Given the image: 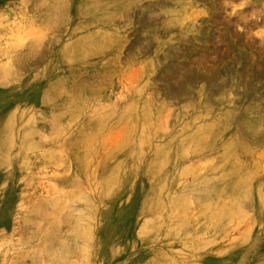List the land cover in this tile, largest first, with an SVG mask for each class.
Instances as JSON below:
<instances>
[{"label":"bare ground","instance_id":"bare-ground-1","mask_svg":"<svg viewBox=\"0 0 264 264\" xmlns=\"http://www.w3.org/2000/svg\"><path fill=\"white\" fill-rule=\"evenodd\" d=\"M118 1L119 0H65L62 4L57 3L56 5H51L52 12L49 19L56 20V24H59L62 20L66 23L68 21L73 23L72 31L69 30V36L72 40L71 43L74 42L75 46L73 48L72 46H69V48L64 47L66 58L63 60L60 58L55 59L44 69L41 77L49 76V78L53 80L58 79L57 85L54 84L56 87H59L57 91H62L64 88L66 91V87L69 86V91H71L73 96L77 91V94H79L76 95L73 100H71L72 98L66 100L67 104L64 107L65 110L53 112V117L45 118L43 124L38 123L36 119L32 118L25 121L32 110L40 109L37 112L38 115L45 113L44 109L46 104L55 102L53 97L55 92L50 89H44L43 85L45 84H43V82H38L39 79L36 80L32 86L30 94L32 100H30L31 103L29 102L28 105L25 104V106L22 107L19 103L20 105L18 104V107L8 109L11 107L8 105L10 103L0 104V185L5 182V185L10 187L11 190L14 192L22 190V196L27 197L32 190L36 189L35 185H33L35 182L33 183V180L29 181L30 178L28 180L27 177L31 175L32 179L34 178L35 180L37 177L44 178L49 176V174L41 169V164L46 162L49 163L53 161V158H57L68 165L67 171L60 176L57 174L52 175L54 181L52 182L50 181L51 179H49L48 182H52V185L55 184V188L61 192L72 188L74 193L72 190H68V197L70 192H72L73 195L75 194V196L81 197V194L77 191H89V196L86 199H84L85 196L77 199L78 197L76 198L72 195L78 200V205L80 206L77 210V215H74V217H78L77 219H79V222H81L82 225H87L88 228V230H86V228V232H83L81 235H79V232V237L82 236L86 242H91L94 238L95 231H97V229L94 231V227L98 221L97 213L95 212L97 204H104L106 206V204L109 203V206L107 205V210L101 213V222H103V225L99 232L97 231L100 239L97 255L98 259L102 262L105 260H113L122 252L125 253L128 250L137 249V245L140 242L142 244L152 242V239H154L153 233L156 232L160 220L164 219L165 212L172 206L177 205L178 207V203L179 205L181 203L184 204L183 206L185 208H189V210L179 206L182 213L179 217H176L175 227H178L179 230L172 234L174 236L178 234V237L185 239L186 237L192 236H194L193 238L203 237L208 232L206 228H204L205 231H202L203 227L197 225L199 223L198 221L201 220L202 223H205L211 222L214 219L216 220L214 229L212 228L213 230H210L211 234H208L210 235L209 240L205 239L201 240L202 242L196 243L191 242L185 246L190 249L193 248L195 250L194 253L208 251L217 257L192 255L190 258L182 259L184 261L183 264L188 263V260L192 258H198L196 262H200L201 264H248L251 261L245 263L248 259L247 257H249L250 253L257 250L256 240L260 237V233L262 232L258 233L257 231L259 230L254 233L249 232L251 231V227L248 229V226H250L248 225L247 228L244 229L249 230L248 232L251 233L250 236H243L236 232L232 239L229 237L230 239L220 244L217 243V241L216 244L214 239L219 234H223L226 237L233 229H229L230 223L244 219L245 210L242 200L243 197L244 199L249 198L254 204L261 201L264 191V156L249 159L250 155H247L255 153L253 149L249 148L248 143L254 144V142H264V116L257 118V120L262 123L256 125V129L253 133L250 132L251 134L243 131L242 128L236 130L235 128L226 130L221 128L217 133L210 134L208 132L202 136V139L201 136H199L198 141H195V135L189 134L184 136L179 132L165 143L155 146V140L159 142V139L166 137L167 133H159L156 129L157 125L155 126L154 120L152 122V118L154 119L155 117L151 115V105H143L140 100L149 85L150 77L156 73L157 64H150L148 68H146L148 70L143 74L144 84L142 86L138 85V87H133V89L129 91V93L131 92V96L125 97L124 93V97H121V100L116 98L117 100L114 101L110 97L108 98V95H99L88 88H83L84 90L82 91H80L81 89L78 90L79 87L84 85L87 81L93 82V84L94 82H104L103 74L93 71L94 65L101 60L103 57L102 53L106 49L110 50L111 48H119L122 46L121 31L124 29L126 30L127 27H132L133 21H131V19L126 26H120L119 23H116L115 16H117L118 13ZM165 3L174 6L172 9L166 10L169 21L164 18L165 21L157 22L158 19L154 18L159 17L160 14H157V16L151 14L154 19V24L152 23L154 29L151 33H154V36H157L161 31L167 33L172 32L177 22L172 20L171 14L175 7L185 4L184 0H167ZM156 4H159L158 0ZM212 4L215 6L217 1L214 0ZM61 24L59 25L62 26ZM215 26H217L216 23ZM202 38L205 39L203 41V46L199 49L197 54L198 57L193 64L189 66L188 60L177 63L179 66H184L176 70V73H180L184 78L183 81L179 80L182 82L178 88L179 93H185L192 97L190 88H192L193 83L205 82L199 88L198 92H195L196 95H199L196 100L197 105L194 108L195 111L200 108L208 112L209 106H204V104L207 100L213 99L214 94H219L220 99L227 97L230 100H234V95H239L243 92L246 96L252 95L256 98L258 103L254 105V108L256 107L259 113L264 112V82L260 81V77L264 72L260 69L264 62V49L260 52L259 57L261 58L256 62L259 65V69L253 71L251 67H248L247 74L244 75L241 73L234 76L233 73H231L228 62L221 66L219 64L220 61H217L218 58L215 57L217 52H214L216 49L214 50L211 48L216 41H212L210 36H206V38L202 36ZM155 39L158 40V37H155ZM191 39L192 37L190 40ZM146 42H148V40ZM146 42L144 40V44H146ZM132 44L130 43V45ZM177 45L178 44H173L171 46L175 48V50H181V47ZM42 48V51L38 52L35 57L40 56V58H43V54L46 53V47L43 45ZM132 53L134 52L132 51ZM255 55L257 57V53ZM172 58L173 56H166L165 59H171L172 62L179 61L181 56L176 57L177 60ZM253 58H255V56ZM222 61L225 60L223 59ZM139 72L138 70V73ZM184 75L186 77H184ZM242 76L243 78L248 77V79L243 81L241 78ZM173 80L172 78V82ZM65 82H67V85H65ZM196 87L197 86H195V88ZM164 89H166L165 86ZM186 90H188L187 93ZM173 93L171 96H173ZM145 100V103H147V98ZM60 103L65 104L66 102ZM11 104L13 106L15 105V103ZM31 106H33L34 109H32ZM231 122H229V124ZM261 127H263V129H261ZM46 129L47 131H44ZM50 141L55 144L52 152L40 154L39 148L50 143ZM220 144L225 146L224 150L217 154L219 160L222 162L216 167L214 164H212L213 166L209 165V167L196 165L200 167L199 169L201 172L196 176L195 181L190 184H182L181 186L182 182L180 183L179 181L186 171L189 170L192 172L193 170H197L196 167L190 170L193 166L190 164L193 162L192 160L195 159L194 162L196 163L198 159H203L207 155H212L214 149ZM37 151L39 152L37 153ZM196 158L198 159L196 160ZM178 164L183 166L180 167V170L174 171L173 176H170L169 173L173 170V167ZM48 165H50V163ZM34 168L37 169L32 171L31 169ZM22 169H28L29 171L22 172ZM14 174H17L18 177H12ZM65 193H62L63 196L66 195ZM82 195L85 194L82 192ZM72 196H70L71 199H74ZM64 197H62L64 200L67 199V197ZM59 198L62 199L60 196ZM26 199H28V197ZM57 199L56 197L55 200ZM76 199L72 200V202L77 201ZM223 200L226 202L224 203L226 207L222 209L221 204L224 202ZM49 202L51 201L49 200ZM72 202L70 201L68 203ZM28 203L29 200H26L25 206ZM51 203L53 205V202ZM60 203L61 202L56 204ZM45 205L47 206V203ZM194 205H204L207 209V211H205L206 214L198 220L197 217L199 216L196 217L191 213V208H193ZM220 205L221 210L219 207ZM58 206L59 205L55 207L58 208ZM42 207L45 208L43 205ZM69 207L70 205L67 208L72 212L73 209L71 210V207L73 208L74 206ZM65 209L66 208H62L61 211H59L63 212L64 210L65 212ZM166 213H168V211ZM173 213L174 212L171 214ZM43 215L47 217V214L45 215L43 213ZM54 215L57 218V214L54 213ZM40 216L43 217L42 215ZM66 216L68 217V215ZM37 217H39V215L36 217L33 216L34 219ZM62 217H64V215ZM74 217L72 216V218ZM54 218H52L54 221H52V223H56L61 219L58 217L57 219L55 218L57 220L55 221ZM27 219L24 220L26 221ZM41 219L39 221H41ZM77 219H74V221L76 220L75 223H77ZM260 219L259 223L262 224L264 220L263 214L262 219ZM36 222L37 221H35V223ZM60 222L61 220L57 223ZM196 222L198 223L196 224ZM52 223L50 221V224ZM54 225L55 224H53V226ZM43 226L45 225L38 228L39 232L43 229ZM80 227L82 228V226ZM48 228L46 229L48 230ZM259 228L260 227L257 229ZM243 232L244 230H241L242 234H244ZM46 233L44 234L43 232L44 237L50 235L52 236V238L50 237L52 241L56 240L58 235L57 230L53 231V235H51V233H47L48 235H46ZM74 233L77 235L78 232ZM78 235L76 237H78ZM196 235L197 237H195ZM80 239L82 238L80 237ZM251 239H253L252 242ZM212 240L214 243H212ZM114 241L121 247L120 249H116ZM233 243L235 244L233 245ZM78 244H81V242H78ZM83 244L89 245L88 243ZM63 248H65V246ZM85 248H88V250L91 249L90 246H85ZM170 251H174V249ZM62 252L65 251L61 250V253ZM69 253L67 252V254ZM177 254L178 253L171 255L161 251L155 254L153 258L147 260L144 264H182L180 258L186 254L182 252L179 254V258ZM87 255H89V253ZM71 258L73 259V257ZM68 259H70V257ZM84 259L86 258L84 257ZM251 264H264V242L259 255L253 258Z\"/></svg>","mask_w":264,"mask_h":264},{"label":"rangeland","instance_id":"rangeland-1","mask_svg":"<svg viewBox=\"0 0 264 264\" xmlns=\"http://www.w3.org/2000/svg\"><path fill=\"white\" fill-rule=\"evenodd\" d=\"M63 1L65 0H0V104L10 103L8 105L11 107H9L8 109L18 107L19 103L22 105V107H24L25 104L28 105L29 102L31 103L30 100H32L30 96L32 86L38 79V82H43V84H45L43 85L44 89H50L51 91L55 92V95H53L55 102L46 104L44 109L45 113H41L38 115L37 112L40 109L32 110L29 113V118L26 117L25 121L32 118L36 119L38 123L43 124L45 118L53 117V112H60L65 110L64 107L67 104L66 100H70L71 98V100H73L75 99V96L79 94H77V91L73 96L71 91H69V86L66 87V91L65 88L62 91H57L59 87H56L55 85H57L58 79L53 80L49 78V76L41 77L43 75L42 72L44 71V69L55 59L60 58L61 60H63L66 58L64 47L69 48V46H72L73 48L75 46L74 42L71 43L72 40L69 36V32L72 31L71 29L73 28V23L69 21L66 23L64 22V20H62L59 24L64 22V25L61 24L62 26H60L59 24L55 23L56 20L49 19V16H51L52 12L51 5H56L57 3L62 4ZM156 1L157 0L118 1V13L117 16H115L116 23H119L120 26H126L131 19V21H133L132 27H127L126 30L124 29L123 31H121V39L123 43L122 46H120L119 48H111L110 50L106 49L102 53L103 57L101 58V60H99L94 65L93 71L102 73L104 82H94L93 84V82L87 81L84 85L80 86L78 90L81 89L80 91H82L88 88L99 95H108L107 97H110L114 101L117 100L116 98L121 100V97H124V93L125 97L131 96V92L129 93V91L132 90L133 87H138V85L142 86L145 82L143 80V74L148 70L146 68H148L150 64H157L156 73H154V75L150 77L149 85L147 86L144 94L142 95L143 97L141 96L140 100L141 104L143 105H151V115L155 117L154 119L152 118V122L154 120L155 126L157 125L156 129L159 131V133H167L166 137H163L164 139H159V142L155 140V146L165 143L172 136L179 132L184 136L189 134L195 135V141H198L199 136H201L202 139V136L204 134H207L208 132L210 134H215L221 128L223 130L229 128H235V130L242 128L243 131L249 134L253 133L256 129V125L262 123L257 120V118L264 116V112L259 113L257 111V108H254V105L258 103L256 98H254L252 95L246 96L243 92H241V94L239 95H234V100H230L227 97L220 99L219 94H214L213 99L207 100V102H205L204 104V106H209L208 112L203 111V109L200 108L195 111L194 108L197 105L196 100L199 96L196 95L195 92H198L199 88L205 82L196 84L193 83V86L191 85L192 88H190V92L192 97L185 93L180 94L178 88L184 78L180 73V75L177 74L176 70H178L179 67H184L179 66V64L177 63H182L188 60L189 66L193 64V62L198 57V51L201 46H203V41L205 40L202 38V36L205 38L206 36H210L212 41H216L215 44L213 43L214 45L211 48L214 50L216 49L214 52H217V54L215 55V57L218 58L217 61H220L219 64L221 66L228 62L230 65L231 73H233L234 76L241 73H243L244 75L247 74L248 67H251V70L253 71L259 69V65L256 62H258V60L261 58L259 57L260 52L264 49V0H232L233 3L231 0H224L225 3L223 0H216L217 7L216 5L214 6L212 4L214 0H184L185 4L183 6L177 5L178 7H175L173 13L171 14V17L173 18L172 20L177 22V27L175 25L171 33L161 31L157 36H154V33H151L154 29V19H158L157 22L165 20L169 21L166 10L172 9L174 7L171 4H166L165 2H167V0H158L159 4H156ZM151 14L156 16L157 14H160V16L153 19ZM214 18L216 21L214 20ZM215 23L217 26H215ZM155 37H158V40H156ZM191 37L192 39L190 40ZM144 40L145 42L148 40V42L144 44ZM130 43L132 45H130ZM173 44H178L177 46L181 47V50H175V48L171 46ZM43 45L46 47V53L43 54V58H40V56L35 57L38 52L42 51ZM132 51L134 53H132ZM256 53L257 57L255 55ZM57 55L60 57H58ZM166 56H173L172 59L174 60H177L176 57L181 56V58L179 61L177 60L172 62L171 59L166 60ZM254 56L255 58H253ZM223 59L225 61H222ZM251 62H255L256 64L254 63V65ZM139 68L142 69L140 70ZM137 69L140 71L139 73ZM260 69L264 71V62L263 66ZM184 77L186 76L184 75ZM261 77L262 79H264V72L262 73ZM261 77L260 81L264 82ZM172 78L174 79L173 82ZM241 78L243 81L248 79V77L243 78V76ZM65 85H67V82H65ZM175 85L177 87V90ZM164 86L166 87V89H164ZM195 86L197 87L195 88ZM187 92L188 90H186V93ZM172 93L173 96H171ZM118 95L120 98L118 97ZM145 97L147 98V103H145ZM60 102L66 103H63V105ZM11 103H15V105L13 106ZM31 108L34 109L33 106H31ZM229 122L231 123L229 124ZM211 125L214 126L212 127ZM261 129H263V127H261ZM44 131H47V129ZM248 144L249 148L253 149V151L255 152L254 154L247 155H250L249 159H255L260 156H264V142H254V144ZM54 146V142L51 143L50 141V143H47L46 145L39 148L40 152L37 151V153H51ZM224 148L225 146L223 144H220L217 148L214 149L212 155H207L203 159L196 158V160L198 159L196 163L194 162L195 159H193V162L191 161L192 163H190L193 165L190 170L195 169V167L197 170H193L192 172L187 170L186 173L180 178L179 182H182L181 186L182 184H190L195 181L196 176L199 175V172H201V170L199 169L200 167L196 165H204V167H209V165L213 166L212 164H214L215 167L218 166V164H220L222 161L219 160L217 154L221 153ZM60 161L61 160H58L57 158H53V161L49 162L50 165H48L49 163L47 162L41 164V169H43L45 173L49 174V176H46L44 178L37 177L35 178V180L34 178L32 179L31 175L27 177L28 180L30 178L29 181L33 180V183L35 182V184L33 185H35L36 188L27 195L28 199H26L27 197L22 196V190L14 192L10 187L5 185V182L0 185V264H60V261L61 264L64 262V264H71L74 262V264H82V262L83 264H144L147 260L153 258L155 254L161 251L167 252L171 255L178 253V258L180 257L179 254H181L182 252L185 253L186 255L180 258V262L182 259L190 258L192 255H208L209 257H217L208 251L194 253L195 250L193 248L190 249L185 246L186 244H189L191 242L196 243L202 242L201 240L205 239L209 240L210 235L208 234H211L210 230H213L215 227V219L211 222L205 223H202L201 220L198 221L199 223L196 222V224L198 223V226L203 227L202 231H205L204 228H206V231L208 232L203 237L200 236V239L197 237V235L195 236L197 238H193L194 236H192L186 237V239L178 237V234H176L175 236L172 235L179 230L178 227H175L176 217H179L182 213V211H180L179 209V206L181 208L184 207V204L180 203L179 205L178 203V207L177 205L172 206L169 208L170 210H167L168 213H166L167 211L165 212L164 219L160 220V222L158 223L159 226L157 225L156 232L153 233L154 239H152V242L148 244H142L140 242L137 245V249L128 250L125 253L122 252L115 259L107 261L105 260L102 262L98 259L97 255L98 245L100 244V239L97 231L99 232L103 225V222H101V213L107 210L109 203H107L106 206L104 204H97L95 212L97 213L98 221L96 226L94 227V231L96 229L97 231H95L94 238L91 240V242H86L82 236H80L82 238L80 239L79 235H81L83 232H86L88 228L87 225H82V223L79 222V219H77L78 217H74V215H77V210L80 207L78 205L79 202L77 199L84 196V199H86L89 196V191H77L81 194L80 197L75 196V194L73 195L74 190H72L71 188L70 190H72L73 193L70 192L71 195L69 194V197L72 195L76 198L78 197L76 199L72 196L77 200L73 201L76 203H73L72 200L74 199H71V197L69 199V197L67 196V193H69V189L61 192L60 190L55 188V184L52 185V182L54 181L52 175L57 174L58 176H60L67 171L68 165L64 161ZM59 164L62 167H60ZM182 166L183 165L180 164L175 165L169 175L173 176V172L180 170V167ZM35 169L37 168L31 170L35 171ZM21 171L28 172L29 170L22 169ZM12 177H18V175L14 174ZM49 179H51L50 181L52 182H48ZM50 183L53 187L50 185ZM82 192L85 195H82ZM62 193L66 194L64 196L67 197V199L64 200L62 198L64 197ZM174 193L179 194L177 192ZM59 196L62 199H60ZM56 197L59 199V201L58 199L55 200ZM263 197L264 191L263 196L261 197V201L256 204H254L249 198L244 199L243 197L242 200L246 219L244 217V219L241 221L230 223L229 229L233 228L230 233L226 235V237L223 234H219L214 239L215 243L217 241V243L220 244L224 241L226 242L227 239H232L236 232L243 236H250L251 233L249 232L254 233L257 230H259L257 231L258 233L262 232L260 233V237L256 240L257 250L253 253H250L249 257H247L248 259L246 258L247 261L245 263L251 261L248 264H251L253 258L259 255L264 242V220L262 224L259 223L260 217L262 219V214L264 215ZM26 200H29V203L25 206ZM49 200L53 202V205L51 202H49ZM69 200L72 203H68L70 202ZM59 202L61 203L56 204ZM41 203L44 207L47 203L48 207L46 206V209L43 208ZM224 203L226 202L224 201L221 204L222 209L223 207H226L224 206ZM57 205H59L60 207H55ZM69 205L70 207H75V209L74 207H71V210L73 209L72 212L67 208ZM221 205L219 206L220 210ZM194 206L193 208H191V213H193L196 217L199 216L197 217L198 220L206 214L205 211H207V209L204 205V207L202 205ZM62 208H66L65 212L63 210L64 213L60 212ZM185 209L189 210V208ZM172 212L174 213L171 214ZM43 213L45 215L47 214V217H45ZM54 213L57 214V218H61L58 221L61 220V222L63 221L62 223H57L58 221L56 220L57 218ZM60 213L63 214L61 215ZM177 213L180 214L178 215ZM37 214L39 215V217L34 219L33 216L36 217L38 216ZM71 214L74 218H72ZM40 215H42L43 217H41ZM58 215H60L61 217ZM63 215L64 217H62ZM66 215H68V217ZM52 216H54L56 219ZM39 218H42L41 221H39ZM52 218H54L57 222L52 223ZM24 219L27 220L25 221ZM74 219L78 220L77 223H75L76 220L74 221ZM35 221L37 222L35 223ZM50 221L52 224H50ZM70 221L73 222L71 223ZM53 224L55 225L53 226ZM59 224L62 226H60ZM74 224L76 225V227ZM42 225L45 226H43V229H41V231L39 232L38 228H41L40 226ZM73 225L75 228L73 227ZM80 226H82V228ZM247 226L248 229L251 227V231H249L248 229H244L247 228ZM258 227L260 228L257 229ZM46 228H48V230ZM76 228L79 229L77 230ZM52 230L58 231V235L55 241H52V236L47 234L51 233V235H53ZM241 230H244V234L241 233ZM43 232L48 236L44 237ZM74 232H78L77 235L80 232L78 237H76L77 235H75L76 233ZM74 236L76 237V239ZM77 241L79 243L81 242V244H78ZM214 241L212 243H214ZM252 241L253 239H251V242ZM82 242L85 244L88 243L89 245H84ZM82 244L84 245V247ZM114 244H116V249L121 248L116 241H114ZM234 244L235 243H233V245ZM64 246L65 248H63ZM85 246H90L91 249L88 250V248L86 249ZM60 249L65 252L61 253ZM173 249L174 251H170ZM66 250L68 253L70 250V255L67 254ZM88 253L89 255H87ZM65 255H68L67 257H70V259H68ZM71 257H73V259ZM84 257L86 259H84ZM197 259L198 258H192L191 260H188V263L186 264H201L200 262H196ZM183 263L184 261L182 260V264Z\"/></svg>","mask_w":264,"mask_h":264}]
</instances>
